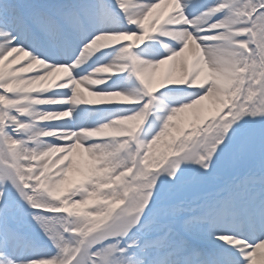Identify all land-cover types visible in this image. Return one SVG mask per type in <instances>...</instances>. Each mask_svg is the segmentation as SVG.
I'll list each match as a JSON object with an SVG mask.
<instances>
[{
  "label": "snow or ice",
  "instance_id": "obj_1",
  "mask_svg": "<svg viewBox=\"0 0 264 264\" xmlns=\"http://www.w3.org/2000/svg\"><path fill=\"white\" fill-rule=\"evenodd\" d=\"M0 264H264V0H0Z\"/></svg>",
  "mask_w": 264,
  "mask_h": 264
}]
</instances>
